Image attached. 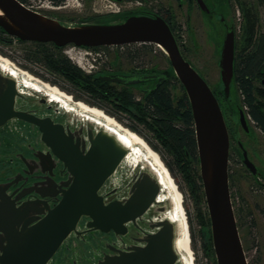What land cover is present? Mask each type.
Listing matches in <instances>:
<instances>
[{
    "label": "water",
    "instance_id": "1",
    "mask_svg": "<svg viewBox=\"0 0 264 264\" xmlns=\"http://www.w3.org/2000/svg\"><path fill=\"white\" fill-rule=\"evenodd\" d=\"M197 2L207 10L204 0ZM0 11V26L20 41L50 42L58 47L155 43L165 51L172 73L166 69L142 79L108 73L101 78L126 84L155 79L157 85L173 77L180 80L193 111L200 175L218 264H248L231 198V140L225 115L211 85L183 55L167 21L155 11L133 9L113 22L68 25L20 0H0ZM223 22L225 29L219 64L223 90L231 96L236 28L225 19ZM22 96L18 80L0 70V129L14 119L25 121L38 128L41 142L48 147V151L37 149L33 153L31 158L38 163L34 172H18L42 181L33 182L18 194L19 187L13 192L9 189L19 183V175L13 174L7 181L0 182V264H49L73 233L78 237L90 231L127 234V223L135 222L156 202L162 189L157 176L140 167L133 176L128 198L105 199L100 190L125 160L129 151L125 144L104 128L90 127L86 132L83 128L72 130L52 116H40L33 110L17 108V99ZM239 122L249 134V117L241 107ZM240 145L246 168L261 178L263 174L259 167L250 159L244 145ZM20 154L27 163L29 158ZM57 161L67 171V179L57 180L54 172ZM30 193L37 197L23 200ZM157 210L163 212L166 207ZM85 217L88 218L85 228L79 230ZM151 226L157 230L146 233L139 238L140 244L126 250L107 244L115 252L105 253L96 264H182L175 248L176 223L166 217Z\"/></svg>",
    "mask_w": 264,
    "mask_h": 264
},
{
    "label": "rangeland",
    "instance_id": "2",
    "mask_svg": "<svg viewBox=\"0 0 264 264\" xmlns=\"http://www.w3.org/2000/svg\"><path fill=\"white\" fill-rule=\"evenodd\" d=\"M25 3L32 9L37 10L45 15L53 17L68 25H75L82 22H87L92 16L114 13V10L123 12L132 9L134 5L133 0L115 1V0H64L60 5L54 7L47 6L46 0H24ZM249 2L259 15V31H264V5L259 0H244ZM169 0H151L146 3L148 8L156 9L160 4H169ZM174 11L178 17L181 27L177 30L178 42L183 50L185 56L193 63L199 73L207 80L212 88H221L223 86L221 81V67L219 64L221 56V48L224 37V27L217 21H211L207 18L196 5L177 7L173 6ZM188 9V10H187ZM190 14L187 19V14ZM226 21L236 28V40L241 39V26L243 23V14L237 3V0H231V6L225 14ZM89 19V20H88ZM189 21V23H188ZM140 54L138 58L143 64L154 66L159 69L165 70L170 66V61L165 51L157 44L150 43L148 47L150 50H143L142 45L138 44ZM33 50L31 44L17 43L7 44L0 41V55L7 57L13 64L19 66L21 69L30 72L41 81L48 82L52 85L58 86L61 90L69 93L74 100H82L85 103L98 106L106 111L109 115L116 118L121 124L132 129L136 127L141 133L142 137L148 144L159 153L165 164L171 171V174L177 183L178 189L182 193V203L185 208L186 218L189 224L190 245L193 250L194 261L196 264H218L215 250L212 252L211 246L214 248L213 240L210 244L211 221L209 224V210L204 192L203 182L195 176L196 183L198 184L199 200H196L195 193L193 192L189 179L186 174L179 167L172 155L163 147L154 132L139 123L132 116L125 112H120L110 103L81 91L74 87L72 84L65 81L64 78L47 71L42 62L35 61L29 57L30 51ZM63 52L68 55L71 60L80 66L86 72H101L102 70L110 67L111 63L116 60V49L113 47L92 49L86 47H78L75 45H68L64 48ZM121 62L125 68L131 64L132 56L128 51L121 53ZM119 60V59H118ZM0 70L7 74L2 68ZM180 80L177 82L175 92L180 93ZM233 96L239 99L236 88L233 87ZM242 98V96H241ZM44 99L47 101H44ZM17 108L31 109L40 116H52L55 120L69 125L72 130L83 128L86 132L88 128L99 130L91 121L83 120L80 115L74 112H69L61 107L57 102L49 101L48 96L44 93H39L31 89H25L22 97L17 99ZM232 136L236 134L235 142H241L248 150L250 159L264 171V133L249 117V125L251 132L247 134L239 122V114L229 117ZM4 128V127H3ZM23 126H20L18 121L12 120L7 124V129L16 132L19 138L26 137ZM133 130V129H132ZM38 131V132H37ZM33 135L38 136L37 145H42L41 133L39 130L34 129ZM26 140V139H24ZM27 140H30L27 138ZM20 142V141H19ZM29 142L26 141V145ZM41 143V144H40ZM19 144L16 149H20ZM22 150H25L22 148ZM231 150V149H230ZM18 152V151H17ZM15 153H10V158L14 157ZM124 162V161H123ZM13 164L10 162V166ZM170 164L171 167L168 165ZM199 165V166H198ZM194 164L193 168L197 172V167L200 171V164ZM132 166L130 162L122 163L110 178L109 184L117 186L123 179L132 173L135 175L139 168ZM230 174L232 176L230 182V191L232 203L237 219L242 244L247 256L248 264H264V179L256 180L252 174L247 170L242 158L235 151L232 152L229 162ZM145 167V170L150 168ZM8 167L0 175H5ZM153 172V171H151ZM160 207H166V210L160 212L161 217L170 209L169 201L157 204ZM203 214L206 219L205 223L201 222L199 213ZM165 218V217H164ZM210 219V217H209ZM84 224L78 226L79 230L85 228ZM100 234H93L90 242L86 241L89 246L87 249L88 255L82 257L79 248L82 247L80 242L82 239L75 237L73 233L66 242L62 245L61 249L54 256L50 264H68L69 260H76L80 264H96L100 258V243L103 242ZM86 240V239H84Z\"/></svg>",
    "mask_w": 264,
    "mask_h": 264
},
{
    "label": "trees",
    "instance_id": "3",
    "mask_svg": "<svg viewBox=\"0 0 264 264\" xmlns=\"http://www.w3.org/2000/svg\"><path fill=\"white\" fill-rule=\"evenodd\" d=\"M20 1L27 5L24 0ZM52 1L55 5H60L64 0ZM259 1L264 5V0ZM237 3L243 14L241 39L240 41L236 40L235 76L233 82L239 99L233 96L234 89L232 90V95L227 96L223 90V86L221 88H213L222 106L230 133L231 150L229 159L233 151L239 154L242 158V150L240 149L239 141L238 143L235 142L236 134L232 136V127L229 120L230 116L239 114L240 107L246 111L248 117H250L264 133V31H259V15L253 6L244 0H237ZM127 11L92 16L91 19L93 20L88 19L89 21L84 23L113 22L124 17L127 14ZM225 14L226 13H224V15ZM161 16L170 25L178 41L177 30L181 25L178 24L177 27H173L169 19L165 18L163 15ZM0 41L7 44H12L14 42L31 44L33 50L30 51L29 57L35 61L42 62L43 67L47 71L64 78L65 81L72 84L74 87L98 100L110 103L118 109V111L129 114L136 121L143 123L150 128L163 147L172 155L184 174H186L191 188L195 193V198L196 200H199L197 192L199 187L196 183L195 176L201 181L202 177L198 167L197 172H195L193 168L194 164H200L194 116L184 86L179 83L181 87L180 93L174 91V89L177 88V82H179L177 77L167 79L159 85L156 84L146 97L138 99L129 89V84L121 86V84L103 80L101 76L108 74L106 69L102 70L100 73L84 71L63 52L65 47H58L50 42L20 41L6 33L1 26ZM140 45H142L143 50H150V47H148L150 43H142ZM102 47H113L116 49V58H122L121 53L128 51L129 55H133L131 61L137 60L138 54H140V48L134 44L86 48L100 49ZM183 55L185 56L184 52ZM185 58L188 59L187 56H185ZM167 70L171 73L173 72L171 66H169ZM150 81L153 82V80L145 82ZM17 121L20 126L24 127L23 130L25 131L26 137L23 136L20 139L17 133L8 130L7 126L0 129V173L8 167H11V169L7 170L5 175H0V177H9L15 172L16 165H8L10 164V153L18 151L24 154L27 150V145L25 144L26 141L30 144L37 145L35 142H38L39 139L38 136L33 135L34 129H38L36 126L25 121ZM132 129L142 135L136 127H132ZM27 138L30 140H27ZM19 144L21 145V148L16 149ZM22 148L25 150H22ZM4 162L7 163L5 164ZM168 165L171 167L170 164ZM231 178L232 176L229 167L230 182ZM199 216L201 222L205 223L206 219L203 218L204 216L201 211ZM208 221L210 224L209 217ZM92 238H94L93 234H86L80 241L82 247L79 248V251L84 258L88 255L87 249L89 247L86 244V241L90 242ZM212 240V236L210 235L211 245ZM211 250L214 252L212 246Z\"/></svg>",
    "mask_w": 264,
    "mask_h": 264
},
{
    "label": "flooded vegetation",
    "instance_id": "4",
    "mask_svg": "<svg viewBox=\"0 0 264 264\" xmlns=\"http://www.w3.org/2000/svg\"><path fill=\"white\" fill-rule=\"evenodd\" d=\"M115 1H121V0H115ZM122 1H125V0H122ZM133 1H134L135 6L130 10L141 9V10L155 11L163 15L165 18L169 19L173 27H177V25L180 24L178 17L176 15V12L173 9L174 4H176L177 7H182L184 5H186L187 7L188 6L190 7L192 5H196V7L200 10V12H202L207 18H209L211 21H214V22L218 21L223 27H224V22H223L224 19L226 21V16L224 15V13L228 12L231 6V0H204L207 5V10H204L201 8L197 0H169L168 2L169 4L167 3L160 4L158 8L153 9V8H148L149 6L146 5V3L150 2L151 0H133ZM136 4H139V5H136ZM189 17H190V14L188 13L187 19H189ZM131 44L138 45L142 43H131ZM162 71L164 70L159 69L154 66L143 64L139 59L132 61L130 66L128 68H125L124 64H122L121 62V57L116 58V60L111 63L110 67L106 68V72L110 74L125 75L130 78L132 77L134 79H142L145 76L158 74ZM150 80H153V82L152 81L137 82L134 84H129L130 86L128 85V87L131 90V92L137 96L138 99H142L143 97H146L149 94V92L154 88V86H156L157 84V80L155 79H150ZM118 84H121V86H124L126 83H118ZM32 109L33 108L29 110H32ZM240 143L241 142H239V146H240V149L242 150ZM37 149L48 151V147H46L44 144L33 145L29 143L27 144V150L24 153V155L29 158L27 159V163L21 158L20 152H15L14 157L10 158V162L16 165V169L13 174L19 175V183L15 187H11L9 189V192H13L17 187H19L20 190L16 193L18 194L20 191H23L27 186L31 185L33 182L42 181L41 178H34L31 176H28L27 173H23V175L18 174L19 171L24 170L25 172L27 171L34 172L37 169L38 167L37 160L35 158H31L33 156V153ZM242 161H243V155H242ZM229 162H230V159H229ZM4 163L6 164L7 162H4ZM55 164H56V168L54 169V172L56 173L57 180L67 179L68 173L66 170H64L63 164L59 161H57ZM259 170L263 174L261 178L255 177L249 170L248 171L252 174L253 177H255L256 180L259 181L262 178L264 179V171L260 168ZM37 174L38 173H35V175ZM133 176L134 174L132 173L128 177H123L122 181L117 186H113L112 182L111 184H109V181L111 178L110 177L105 182L103 187L101 188L100 194L104 196L105 199L114 197V199L124 200L128 198L130 194V189L132 186ZM7 177L8 176L0 177V182L7 181ZM35 197H37L35 193H30V194H27L25 197H23V200L29 199V198L32 199ZM158 203L160 202L156 200V202L152 203L151 206L140 217H137L135 222L127 223V228H128L127 234L116 235L114 232H110V233L101 232L102 234H100V236L103 242L100 243V247H99L100 249L99 253H101L100 258L105 253L112 254L115 252V250L111 251L110 248L107 246V244H111L113 247L115 246L116 249L126 250L128 247L132 245L140 244L141 241H139V238L144 236L146 233H151L157 230L156 228H152L151 223L164 220V217H161L159 211L157 210V208L159 207L157 205ZM52 204H54V202H52ZM87 220H88L87 217L83 218L80 224L82 223L84 224V221L86 222ZM94 233L97 234L98 236L100 231H90V232L85 233L84 236L86 234L90 235ZM84 236L78 237L75 234V237H77V239L78 238L83 239ZM68 264H80V263H78L77 261L75 263L74 260H69Z\"/></svg>",
    "mask_w": 264,
    "mask_h": 264
},
{
    "label": "bare ground",
    "instance_id": "5",
    "mask_svg": "<svg viewBox=\"0 0 264 264\" xmlns=\"http://www.w3.org/2000/svg\"><path fill=\"white\" fill-rule=\"evenodd\" d=\"M0 67L18 80V87L22 94L25 93V89L44 93L48 96L49 101L60 103L61 107L67 111L74 112L80 115L83 120L91 121L97 127L104 128L117 136L129 149L124 164L130 162L134 167L142 165L143 168L148 167L153 171L162 187L157 200L159 202L169 201L171 205L164 217H169L176 223L175 248L180 256V261L182 264H196L190 245V230L182 203V193L159 153L140 134L121 124L102 108L89 105L82 100H74L69 93L64 92L58 86L41 81L2 55H0Z\"/></svg>",
    "mask_w": 264,
    "mask_h": 264
},
{
    "label": "built area",
    "instance_id": "6",
    "mask_svg": "<svg viewBox=\"0 0 264 264\" xmlns=\"http://www.w3.org/2000/svg\"><path fill=\"white\" fill-rule=\"evenodd\" d=\"M48 3L46 4L47 6H51V7H54V3H53V1L52 0H46ZM136 5H139V4H136ZM114 12H118V10H114ZM14 120H16V119H14ZM12 121V120H11ZM11 121H9V122H11ZM17 121V120H16ZM8 122V123H9ZM7 123V124H8ZM7 124L5 125V126H7ZM4 126V127H5ZM3 128V127H2ZM118 170V169H117ZM117 170H116V172H117ZM154 219H156V218H154Z\"/></svg>",
    "mask_w": 264,
    "mask_h": 264
}]
</instances>
